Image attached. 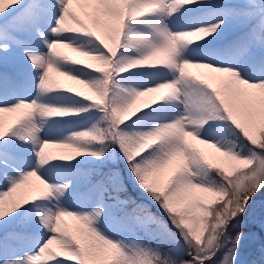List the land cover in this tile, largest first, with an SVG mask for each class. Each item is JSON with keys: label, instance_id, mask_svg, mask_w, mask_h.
Instances as JSON below:
<instances>
[{"label": "snow or ice", "instance_id": "1", "mask_svg": "<svg viewBox=\"0 0 264 264\" xmlns=\"http://www.w3.org/2000/svg\"><path fill=\"white\" fill-rule=\"evenodd\" d=\"M261 191L264 0H0V264H241Z\"/></svg>", "mask_w": 264, "mask_h": 264}, {"label": "rangeland", "instance_id": "2", "mask_svg": "<svg viewBox=\"0 0 264 264\" xmlns=\"http://www.w3.org/2000/svg\"><path fill=\"white\" fill-rule=\"evenodd\" d=\"M126 187L128 189L127 195L139 201V192L132 186L130 180L126 181ZM262 222H264V191L256 194L252 212L242 222L243 226L232 232V235H235V231L244 233L245 238L241 241L239 256L241 264H251V261L258 258L257 250L261 245H264V228L261 227ZM253 227L254 229H252Z\"/></svg>", "mask_w": 264, "mask_h": 264}, {"label": "trees", "instance_id": "3", "mask_svg": "<svg viewBox=\"0 0 264 264\" xmlns=\"http://www.w3.org/2000/svg\"><path fill=\"white\" fill-rule=\"evenodd\" d=\"M252 229H254V227H253ZM250 231H251V230H250Z\"/></svg>", "mask_w": 264, "mask_h": 264}]
</instances>
